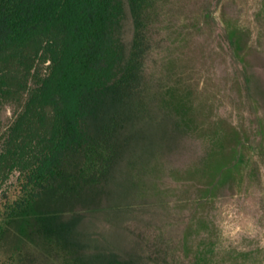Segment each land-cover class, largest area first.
Masks as SVG:
<instances>
[{
    "label": "trees",
    "instance_id": "trees-1",
    "mask_svg": "<svg viewBox=\"0 0 264 264\" xmlns=\"http://www.w3.org/2000/svg\"><path fill=\"white\" fill-rule=\"evenodd\" d=\"M176 2L0 0V114L11 110L0 118V264H210L213 242H190L194 222L229 188L246 142L215 127L176 181L172 163L203 131L177 48L220 0L191 18ZM227 36L243 60L237 30ZM238 72L260 102V74ZM189 174L200 193L172 197ZM182 203L194 206L187 217Z\"/></svg>",
    "mask_w": 264,
    "mask_h": 264
},
{
    "label": "rangeland",
    "instance_id": "rangeland-1",
    "mask_svg": "<svg viewBox=\"0 0 264 264\" xmlns=\"http://www.w3.org/2000/svg\"><path fill=\"white\" fill-rule=\"evenodd\" d=\"M203 1L210 6L214 0H179L174 7L176 15L191 18ZM206 21L201 31L191 32L186 44L177 48L176 68L184 74L185 89L192 92L193 115L203 131L186 139L184 151L172 163L174 177L179 182L184 168L194 166L207 154L215 127L235 126L246 148L232 168L229 188L222 189L220 196L198 213L190 242L195 247L205 238L213 242L210 264H264V133L260 132L264 130V98L251 102L238 72L246 65L264 81V0H220ZM233 27L243 60L231 55L227 32ZM10 114V108L2 110L1 120L6 122ZM189 175L188 186L175 182L172 197L200 193L198 177ZM16 196L12 193V198ZM177 208L186 217L194 210L192 204L182 203ZM2 211L0 205V214ZM205 219L212 225L209 234L199 223Z\"/></svg>",
    "mask_w": 264,
    "mask_h": 264
}]
</instances>
